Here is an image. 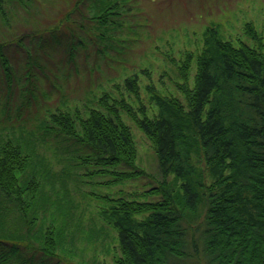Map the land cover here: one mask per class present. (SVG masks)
<instances>
[{"label": "trees", "instance_id": "1", "mask_svg": "<svg viewBox=\"0 0 264 264\" xmlns=\"http://www.w3.org/2000/svg\"><path fill=\"white\" fill-rule=\"evenodd\" d=\"M143 2L0 0V66L9 70L5 50L28 57L24 38L39 41L34 53L50 46L71 64L77 49L70 39L78 37L76 44L87 51L82 32L89 29L100 46L93 51L103 56L124 23L132 48L152 41L148 27L154 15ZM22 14L28 24L17 31L14 23ZM60 25L68 28L63 37L55 33ZM183 32L191 46L162 53L171 63L178 94L151 90L147 83L150 110L140 101L136 111L124 98L118 101L151 144L160 180L140 193L154 195L151 200H138L133 193L98 199L103 203L96 206L98 216L114 231L112 262L264 264L263 32L251 20L241 26L243 37H225L214 21L201 31L186 27ZM128 48L118 50L123 59H116V74L127 73L112 85L136 94L138 75L148 74V68L129 62L134 51ZM27 64V74L34 65L46 68L35 55ZM78 70L74 66V76ZM91 101L96 106L75 102L53 108L45 122H38L37 134L24 128L0 132V264H59L60 251L71 252L64 242L82 223L74 222L77 208L53 200L43 185L59 181L68 188L70 176L62 168L53 170L50 162L56 152H67L69 144L81 149L84 154L75 157L89 180L108 178L94 184H117L144 173L136 164L135 135L113 107L116 98L102 90ZM47 143L52 149L46 158L39 149ZM100 234L107 240L104 228Z\"/></svg>", "mask_w": 264, "mask_h": 264}, {"label": "rangeland", "instance_id": "2", "mask_svg": "<svg viewBox=\"0 0 264 264\" xmlns=\"http://www.w3.org/2000/svg\"><path fill=\"white\" fill-rule=\"evenodd\" d=\"M139 1L140 4L144 1L143 5L148 6V11L154 15V21L148 27L153 40L140 41L135 48H132L133 45L127 42V39L130 40L131 36L127 33V23H124L122 29L116 33L114 32L115 38L109 40L112 46L106 44L107 55L104 54V56L102 52L93 51L94 48L100 46L96 44L94 34L90 35L91 29L87 30V33L82 32L83 38L88 43L87 51L76 44L78 37L70 39V41H74L73 44L77 49L72 51L75 56V64L65 63L63 61L65 56L60 55L59 50L50 46L46 47L45 51L44 48H36L38 50L34 53L33 47L37 46L35 44H38L39 41H29L28 38L23 39L28 57L23 51L15 54L8 50L3 51L4 54L7 53L5 57L7 58L9 70L4 71L0 66V132L3 130L8 132L9 128H14L15 132L18 133V128H24L27 132H36L37 134L39 133V129H37L38 122L41 120L45 122L53 108L71 106L75 102L78 104L84 102L96 106V103L91 101L93 96L100 94L102 90H109L117 100L112 102L113 107L130 125L135 135L138 147L136 164L144 173L139 178L117 184H94V181L98 183L108 179L106 176H94L89 180V176L86 175L87 169L75 157L84 153L75 145L68 143V147H71L68 148L67 152H56V155H53L54 159L50 161L53 170L60 171L62 168L67 176H70L68 188L62 182L54 181L53 183L48 181L43 183L44 189L52 196L53 200L60 201L66 206L75 205L77 214L74 222H82L79 225L80 228H75L73 235H67L64 246L71 252L61 250L60 255L63 256L64 260L59 261V264H113V256L116 251L114 242L110 239L114 236V231L109 226L104 225L98 216L96 206L103 205L98 200L100 196H115L119 193L129 195V193H133L134 197L141 201L151 200L155 197L154 195L140 194L160 180L153 149L140 129L126 116L118 101L124 98L125 102L129 103L134 111L137 110L136 106L140 101L145 108L150 110L153 104L149 98L151 92L145 88L147 83L151 84V90L178 94L175 89L174 76L168 69L171 63L165 59V55L162 53L171 47L176 50L191 46L187 43V35L183 32L186 27L189 30L194 29L198 32L205 25L214 21L218 24L220 33L225 37L236 38L243 37L241 26L244 22L251 20L264 35V0ZM54 10L50 13L53 14ZM23 16L24 14L18 18V24L14 23L19 25L16 28L17 31L27 27L28 23H24L25 18ZM55 33L59 37H63L68 34V28L60 25ZM56 43L50 42V44ZM125 45L129 47L128 51H134L128 53L129 62L133 61L136 63L135 66L140 68H148V74L140 72V75H138L141 84L136 94L122 86L116 88L112 85L113 83H121L122 76L127 73L122 72L120 76L116 74V70L120 67L116 59H123V55L118 50L126 51ZM33 55L39 58L40 63L45 65L46 68L42 70L41 66L34 65L30 74H27L25 71L30 65L27 64L24 68V61H29ZM119 56L121 58H118ZM111 63L114 64L111 68H108L107 65ZM74 66L79 69L75 75L76 77L73 74ZM98 67L108 73L105 74L106 78L101 71H97L96 68ZM5 73H8V75ZM70 74L72 77H70ZM51 146V143H47L45 147L40 148V155L46 158L49 157ZM73 148H75L74 151ZM66 163L68 166H66ZM87 164L91 165L90 162ZM93 196L98 198L95 199ZM103 228L105 233L109 235L107 240L100 234V229ZM71 244L73 246L68 248Z\"/></svg>", "mask_w": 264, "mask_h": 264}]
</instances>
